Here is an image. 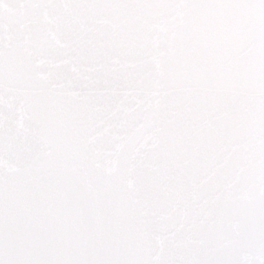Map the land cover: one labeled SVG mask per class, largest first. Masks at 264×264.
Here are the masks:
<instances>
[{
  "label": "snow or ice",
  "instance_id": "1",
  "mask_svg": "<svg viewBox=\"0 0 264 264\" xmlns=\"http://www.w3.org/2000/svg\"><path fill=\"white\" fill-rule=\"evenodd\" d=\"M0 264H264V0H0Z\"/></svg>",
  "mask_w": 264,
  "mask_h": 264
}]
</instances>
